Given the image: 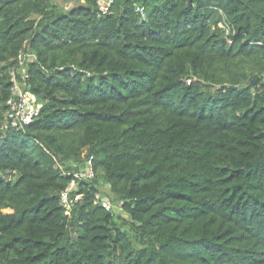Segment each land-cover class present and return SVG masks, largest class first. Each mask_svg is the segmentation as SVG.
<instances>
[{
	"label": "trees",
	"instance_id": "obj_1",
	"mask_svg": "<svg viewBox=\"0 0 264 264\" xmlns=\"http://www.w3.org/2000/svg\"><path fill=\"white\" fill-rule=\"evenodd\" d=\"M73 1L0 0V264H264V0Z\"/></svg>",
	"mask_w": 264,
	"mask_h": 264
},
{
	"label": "built area",
	"instance_id": "obj_2",
	"mask_svg": "<svg viewBox=\"0 0 264 264\" xmlns=\"http://www.w3.org/2000/svg\"><path fill=\"white\" fill-rule=\"evenodd\" d=\"M112 2L113 0H98L101 11L106 13ZM32 58V54L21 51L18 56V67L11 70L13 86L11 96L6 103L7 110L2 126L5 129L24 128L34 121L42 108V102L28 87L29 73L26 62ZM94 176L93 156H90L84 162L83 170L75 172L68 186L61 192V203L66 214H71L73 205L81 198V194H73L79 182ZM96 202H100L109 211L115 206L108 196H101L99 193L96 194Z\"/></svg>",
	"mask_w": 264,
	"mask_h": 264
},
{
	"label": "rangeland",
	"instance_id": "obj_3",
	"mask_svg": "<svg viewBox=\"0 0 264 264\" xmlns=\"http://www.w3.org/2000/svg\"><path fill=\"white\" fill-rule=\"evenodd\" d=\"M56 2L61 6L64 7V9L66 8H70L72 6L77 5L75 1L73 0H56ZM87 150L84 151V154L86 153ZM125 217H128V215H124Z\"/></svg>",
	"mask_w": 264,
	"mask_h": 264
},
{
	"label": "water",
	"instance_id": "obj_4",
	"mask_svg": "<svg viewBox=\"0 0 264 264\" xmlns=\"http://www.w3.org/2000/svg\"><path fill=\"white\" fill-rule=\"evenodd\" d=\"M259 77H260V76H259L258 74H256V75L254 76L252 82H253V83L256 82V81L259 79ZM83 166H84V163H83Z\"/></svg>",
	"mask_w": 264,
	"mask_h": 264
}]
</instances>
